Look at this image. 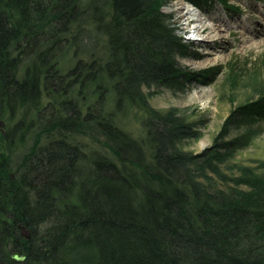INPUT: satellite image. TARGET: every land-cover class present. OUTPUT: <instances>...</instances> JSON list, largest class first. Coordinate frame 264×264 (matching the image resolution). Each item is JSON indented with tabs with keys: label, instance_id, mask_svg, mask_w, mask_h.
<instances>
[{
	"label": "trees",
	"instance_id": "trees-1",
	"mask_svg": "<svg viewBox=\"0 0 264 264\" xmlns=\"http://www.w3.org/2000/svg\"><path fill=\"white\" fill-rule=\"evenodd\" d=\"M163 1L107 0L105 12L96 1L88 14L79 0H0V119L35 109L40 132L49 134L15 178L0 159V264H264V175L219 174L235 186L231 191L203 185L204 168L223 155L205 152L200 161L181 154L176 142L191 132L151 110L142 91L206 75L179 68L176 57L187 48L161 11ZM86 15L108 37L107 54L61 71L57 61L71 46L74 58L81 52L75 39L62 36L81 30ZM251 65L264 79V58ZM260 83L261 97L234 110L227 123L264 127ZM43 94L49 103L40 110ZM141 104L150 113L144 126L152 163L115 119ZM93 124L112 157L92 153L86 161L66 140ZM10 133L3 135L9 148ZM249 143L245 136L220 147Z\"/></svg>",
	"mask_w": 264,
	"mask_h": 264
},
{
	"label": "rangeland",
	"instance_id": "rangeland-1",
	"mask_svg": "<svg viewBox=\"0 0 264 264\" xmlns=\"http://www.w3.org/2000/svg\"><path fill=\"white\" fill-rule=\"evenodd\" d=\"M83 7L97 1L101 12L108 11L107 0H79ZM195 1H198V6ZM151 3V0H149ZM161 11L170 17V27L177 34L178 40L186 46L187 50L181 57H176L179 68L189 74H206L205 77H193L183 86L155 85L143 87L151 110L162 117L171 118L175 128L183 127L191 135L182 133L176 142V150L181 154L199 156L205 152L217 150L222 157L214 158V165L204 168L199 179L203 185L213 189L225 191L234 190L232 183H227L219 174L230 178L264 175V127L253 128L245 125H236L235 121L227 123L232 112L261 97L263 87L260 81L264 79L249 71L251 63L264 58V0H164L158 2ZM92 7V6H91ZM188 10L199 11L201 20L208 28L202 34L197 31L201 24L187 15ZM185 13V14H184ZM95 23V21H94ZM88 19L86 15L81 19V30L72 27V34L62 38L75 39L80 44V55H73V47L69 48L65 57L58 60L59 68H69L78 59L90 61L94 57H104L107 54L108 37L98 31V26ZM221 26V27H218ZM82 31V32H81ZM77 35V36H76ZM35 59L34 56L31 60ZM27 61L23 66L25 72L33 63ZM252 67H251V66ZM57 68V69H59ZM263 69V68H260ZM62 72V73H65ZM179 84V83H178ZM49 103V98L43 94L40 110ZM143 104L132 108L122 109L116 122L119 129L127 134L128 138L136 144L143 145L148 161H153L152 146H147V134L144 121L149 112ZM31 112V119L35 125L30 130L29 121L24 126L17 124ZM149 113V114H148ZM38 111L35 109L21 112L14 121L5 122L0 119V159L7 168V175L15 178L21 165L32 153L38 152L48 143V135L40 131L41 126L37 119ZM152 119V115H151ZM32 121V120H31ZM153 122V121H152ZM225 124V133L221 134ZM264 126V124H262ZM178 130V129H175ZM82 133L67 138L72 146L90 158L92 153L112 157L110 150L105 147V140L98 134V128L86 126ZM10 133L11 148L4 141L3 135ZM56 133V132H55ZM53 133L51 138H58ZM196 135V136H195ZM249 139L248 145L231 151L221 150V145L233 140ZM68 137V136H67ZM58 140V139H57ZM203 159H200L202 161ZM242 186L241 190H246ZM24 236H29L25 228Z\"/></svg>",
	"mask_w": 264,
	"mask_h": 264
},
{
	"label": "bare ground",
	"instance_id": "bare-ground-1",
	"mask_svg": "<svg viewBox=\"0 0 264 264\" xmlns=\"http://www.w3.org/2000/svg\"><path fill=\"white\" fill-rule=\"evenodd\" d=\"M186 9H184L185 11ZM185 13H187L188 17H189V20L191 19H194V20H197L198 23H200L201 25L197 27V31L202 34L203 30H206L208 28V23L206 24L203 20H201V16H200V13L199 11H192V10H188L187 12L185 11ZM184 13V14H185ZM218 27H221L218 25Z\"/></svg>",
	"mask_w": 264,
	"mask_h": 264
}]
</instances>
